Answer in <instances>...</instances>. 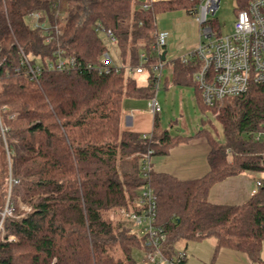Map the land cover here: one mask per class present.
<instances>
[{"label":"trees","instance_id":"16d2710c","mask_svg":"<svg viewBox=\"0 0 264 264\" xmlns=\"http://www.w3.org/2000/svg\"><path fill=\"white\" fill-rule=\"evenodd\" d=\"M247 3L241 0L240 7ZM194 5V0H173L143 10L135 0H0V118L7 128L3 135L0 126V221L8 197L13 208L0 230V264H139L152 246L119 210L135 208L147 184L157 196L166 256H175L182 240L215 237L216 253L228 247L252 263L262 262L264 188L241 205L213 204L208 196L214 184L230 176L264 171V144L254 139L264 123V86L208 107L193 81L199 63L177 57L165 64L172 83L194 85L198 104L210 108L223 127L224 141L206 128L196 133L210 144V170L199 179L180 180L153 166L144 177L141 169L149 150L167 155L192 137L160 130L157 117L151 138L121 129L124 99L156 93L151 64L160 59L152 50L158 15ZM38 10L45 15L42 22L61 24L63 34L47 42L42 27L32 29L27 16ZM98 22L116 35L124 65L139 64L147 52L145 85L125 69L109 74L87 69L101 66L110 52L95 29ZM58 49L81 67L50 70L48 61ZM23 55L43 68L38 82L26 74Z\"/></svg>","mask_w":264,"mask_h":264},{"label":"built area","instance_id":"2783aa9c","mask_svg":"<svg viewBox=\"0 0 264 264\" xmlns=\"http://www.w3.org/2000/svg\"><path fill=\"white\" fill-rule=\"evenodd\" d=\"M138 7L148 10L155 3L173 0H135ZM195 5L187 13L196 17L201 30L199 41L194 48L181 55L184 63L198 62L199 67L193 74V81L202 91V101L205 106H214L225 98H232L248 93L253 86H264V0H248L245 8L239 7L237 21L234 30L230 35L223 36L217 32L210 24V17L214 16L220 7V0H194ZM45 15L38 10L27 16V21L32 29L43 28L46 41L53 39L55 33L62 35L61 24L55 26L42 22ZM95 29L100 34H105L109 43L117 44V37L110 28H106L98 22ZM171 32L169 30H157L155 43L152 50L160 57L159 61L151 64V69L156 81V89L162 80V71L167 58V40ZM166 51V60L162 54ZM55 59L48 61V68L54 71L75 70L81 67L76 57L66 56L62 49L55 52ZM147 52L140 54V63L137 65H124L117 63L110 52H105L102 56V65L95 67L87 65V69H98L100 73L109 74L112 70L120 72L125 69L128 74L147 73V63H149ZM22 65L26 68V74L34 81H39L43 68L39 65H31L28 57L23 55ZM2 77V65L0 63V81ZM148 108L153 115L161 112V106L155 97L148 100ZM0 126L4 135L7 128L1 122ZM152 133L144 134V138H151ZM257 142L264 144V123L262 128L254 135ZM264 161V150L261 151ZM153 151L149 150L141 159V169L144 177H149L152 170ZM255 174V184L252 195L259 189L264 188V171H250ZM133 209L121 208L119 213L126 219L133 222L136 230L139 229L141 235L146 237L152 249L142 255L141 262L146 264H186L187 254L185 250L177 251L173 257L166 256L162 249V243L166 239L164 228L157 224V196L150 184L139 190L134 200ZM13 208L9 203V197L2 211L0 230H3V220L6 215H11ZM264 249V245H263ZM264 264V257L262 259Z\"/></svg>","mask_w":264,"mask_h":264},{"label":"rangeland","instance_id":"374dc122","mask_svg":"<svg viewBox=\"0 0 264 264\" xmlns=\"http://www.w3.org/2000/svg\"><path fill=\"white\" fill-rule=\"evenodd\" d=\"M240 1L241 0H220L219 9L214 16L210 17V24L215 29V32L223 36L230 35L233 32L237 21ZM62 21H64V19H62ZM157 23L159 30H169L171 32L166 46L168 51L167 58L169 61L185 54L189 49L194 48L199 41L201 27L196 17L187 13L186 10L161 13L157 17ZM101 38L108 46L114 60L118 64L121 63L118 59L119 51L116 45L110 44L105 34L101 33ZM162 75V80L154 96L161 106V112L156 115L150 112L148 108L149 99L125 98L122 109L121 129L126 130L129 128L138 133L150 134L153 131L154 120L157 117L160 130H167L171 136L182 135L192 137L187 142H182L178 145V148L176 147V153L174 154V156L176 155L175 159L191 153H196L198 155V153L204 150L207 155V148L210 144L207 143L206 136H198L196 133L200 129L206 128L211 131L216 139L224 141L225 137L222 125L210 108H205L198 104L194 85L181 86L173 84L171 70L167 66L164 67ZM147 77L148 73L138 75V83L140 85H145L147 83ZM166 78L168 79L167 84ZM132 110H136L134 125L133 127H128L127 118L125 116L127 112ZM183 148H189L191 151H183ZM202 155H204V153H202L201 156ZM166 157L168 156L152 155V166L156 159ZM2 164L4 163L0 158V165ZM23 208L25 207L23 206ZM112 217L114 221H119L122 218L118 214H112ZM125 220L130 223L132 227L134 226L132 221L126 218ZM137 230L139 231V229ZM210 239L214 241V238ZM192 243L197 242L193 241ZM207 245L208 242H204L201 250H197L201 258L204 256L203 253L209 250Z\"/></svg>","mask_w":264,"mask_h":264},{"label":"crops","instance_id":"0c3cea01","mask_svg":"<svg viewBox=\"0 0 264 264\" xmlns=\"http://www.w3.org/2000/svg\"><path fill=\"white\" fill-rule=\"evenodd\" d=\"M135 113L136 110L127 112L125 117L127 118L128 127H133ZM126 130L130 129L128 128ZM176 147L178 148V146H175L170 150L166 155L168 157L156 159L155 163H153L154 171L171 174L180 180L199 179L209 172L208 154L210 152V145L207 148V155L204 150L198 153V155L196 153H191L175 159L176 155L174 156V154L176 153ZM183 151H191V149L183 148ZM202 153H204V155L201 156ZM255 178V174L252 172H243L238 175L230 176L212 186L208 199L211 203L218 205L244 204L252 197ZM210 238H214V241ZM196 242L197 243H192L182 240L177 245V251L185 249L187 252L186 264H262V262L252 263L244 252L228 247H222L216 253L217 240L215 237H207V239ZM204 242H208L207 247L209 250H206V253L202 252L204 256L201 258L197 250H201ZM142 255H140L139 258V264H145L140 260ZM263 257L264 249L261 253V259H263Z\"/></svg>","mask_w":264,"mask_h":264},{"label":"water","instance_id":"95a60500","mask_svg":"<svg viewBox=\"0 0 264 264\" xmlns=\"http://www.w3.org/2000/svg\"><path fill=\"white\" fill-rule=\"evenodd\" d=\"M166 53H167V52L164 51L163 54H162V58H163V60H166Z\"/></svg>","mask_w":264,"mask_h":264}]
</instances>
